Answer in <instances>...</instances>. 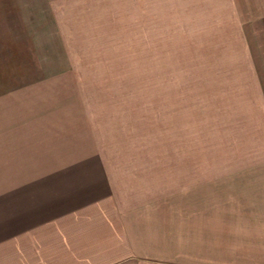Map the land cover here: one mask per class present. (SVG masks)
Wrapping results in <instances>:
<instances>
[{
  "label": "rangeland",
  "instance_id": "374dc122",
  "mask_svg": "<svg viewBox=\"0 0 264 264\" xmlns=\"http://www.w3.org/2000/svg\"><path fill=\"white\" fill-rule=\"evenodd\" d=\"M261 2L0 0V96L58 101L17 116V151L80 146L102 158L122 204L177 216L190 205L199 230L217 202L264 184Z\"/></svg>",
  "mask_w": 264,
  "mask_h": 264
},
{
  "label": "crops",
  "instance_id": "0c3cea01",
  "mask_svg": "<svg viewBox=\"0 0 264 264\" xmlns=\"http://www.w3.org/2000/svg\"><path fill=\"white\" fill-rule=\"evenodd\" d=\"M258 6L253 20L264 18ZM50 101L55 113L57 99L35 89L0 96V264H264V184L250 178L256 188L233 191L231 205L229 195L207 212L202 203L197 231L190 205L177 216L170 206L122 204L95 153L50 143L17 151V116H40ZM33 165L41 170L18 171Z\"/></svg>",
  "mask_w": 264,
  "mask_h": 264
}]
</instances>
